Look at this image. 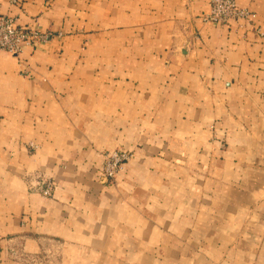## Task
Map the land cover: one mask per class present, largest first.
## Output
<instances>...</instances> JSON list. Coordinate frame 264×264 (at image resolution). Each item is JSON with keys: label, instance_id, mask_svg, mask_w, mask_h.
<instances>
[{"label": "crops", "instance_id": "crops-1", "mask_svg": "<svg viewBox=\"0 0 264 264\" xmlns=\"http://www.w3.org/2000/svg\"><path fill=\"white\" fill-rule=\"evenodd\" d=\"M209 1L0 0V264H264V0Z\"/></svg>", "mask_w": 264, "mask_h": 264}, {"label": "built area", "instance_id": "built-area-1", "mask_svg": "<svg viewBox=\"0 0 264 264\" xmlns=\"http://www.w3.org/2000/svg\"><path fill=\"white\" fill-rule=\"evenodd\" d=\"M16 1L11 0L13 3ZM249 16H253V14L245 9L238 8L234 0H210L209 10L203 15L202 21L217 25L225 24L230 20L248 18ZM48 38L49 34L15 26L14 19L10 16H0V51L17 56L23 48L34 46L36 43L46 41ZM130 157V153L122 150L105 153V175L113 178L122 170ZM48 189V187H45L43 193L48 194Z\"/></svg>", "mask_w": 264, "mask_h": 264}, {"label": "rangeland", "instance_id": "rangeland-1", "mask_svg": "<svg viewBox=\"0 0 264 264\" xmlns=\"http://www.w3.org/2000/svg\"><path fill=\"white\" fill-rule=\"evenodd\" d=\"M114 150H121V149H114ZM114 150H112V151H114ZM104 155H105V153L102 156V163H101V166L99 168V173H98V176H97V181L102 186L110 185V183L114 182L115 179H116V176L119 173L118 172L113 178H110V177L105 175V158H104ZM122 170H123V168H122ZM45 187L49 188L48 189L49 190L48 194H44L43 193V191L45 190ZM32 188L38 190L39 194L44 199L51 198L52 195H53V192H54L53 181L47 175H41V176L36 177V179L34 180V182L32 184ZM58 251H59V245L56 244L55 242L51 243L50 244V248L46 249L45 257L43 259L40 258L41 263L42 264H59V262H58L59 259L57 258ZM10 256H12L11 253H10Z\"/></svg>", "mask_w": 264, "mask_h": 264}]
</instances>
